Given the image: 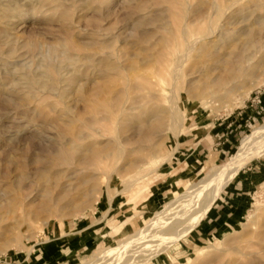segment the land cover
Wrapping results in <instances>:
<instances>
[{
    "label": "rangeland",
    "instance_id": "obj_1",
    "mask_svg": "<svg viewBox=\"0 0 264 264\" xmlns=\"http://www.w3.org/2000/svg\"><path fill=\"white\" fill-rule=\"evenodd\" d=\"M10 1L20 13L6 14L10 17L0 15V180L6 170L17 174L15 166L29 164L35 157L52 155L61 126L67 123L62 111L73 103V95H82L84 87L93 85L92 80L100 71H110V66L115 65L129 69L134 65L128 70L131 85L140 86L136 90L132 87V94L144 95L142 81L151 79L156 69L152 53L161 49L163 35L171 38V34L162 33L160 22L133 29L136 7L152 0H128L129 3L127 0ZM190 2L197 4L196 0ZM162 7L154 6V10ZM162 15L164 23L177 25L170 13ZM224 21L225 15H222L216 24ZM104 43L110 47L99 49ZM65 46L69 48L67 56L77 61L71 68L64 60ZM50 47L54 50L49 53ZM193 59L196 62L191 57L184 63L185 71L192 68ZM50 65L62 75L71 69L66 77L72 73L79 76L78 92H72L69 77L60 85L49 81L48 75L54 71L49 69ZM28 75L34 77L35 84H28ZM260 81L264 82V77ZM122 88L120 85L117 90ZM247 88L233 92L237 104L241 92ZM180 90L187 96L186 82ZM249 94L234 109L221 103L219 110L184 97L181 103L187 119L178 134L168 126L155 138L154 148L136 151L128 158H111V164L104 166L110 171L107 191L102 184L96 196L55 214L41 213L20 230L11 226L14 219H0V264H84L91 254L113 247L149 225L158 212H165L162 208L170 201L216 169L231 164L244 138L264 126V83ZM79 107L83 110L84 104L78 102V111ZM64 135L66 142L68 136ZM112 135L106 133V138ZM186 139L190 140L188 144L184 142ZM84 154L76 152L75 161ZM208 161L212 163L200 171ZM28 166V172L35 171L31 168L36 164ZM154 168H157L156 174L148 177ZM50 170L52 175L58 168L53 166ZM241 170L250 172L251 182L233 189V179ZM239 171L192 231L165 251L155 256L148 253L144 257L147 259L135 264H264V243L259 247L258 238L254 237L264 229V153L248 161ZM65 174L69 175L67 170ZM68 179L69 176H63L62 181ZM28 182L21 183L25 193L29 192ZM74 182L77 186L78 181ZM75 192L77 189L72 191ZM218 208L221 213L213 216ZM235 208L238 213L228 218L225 214L231 216ZM176 229L175 226L172 230L176 232ZM251 250L257 255H251Z\"/></svg>",
    "mask_w": 264,
    "mask_h": 264
},
{
    "label": "bare ground",
    "instance_id": "obj_2",
    "mask_svg": "<svg viewBox=\"0 0 264 264\" xmlns=\"http://www.w3.org/2000/svg\"><path fill=\"white\" fill-rule=\"evenodd\" d=\"M6 2L2 0L0 3V15H13L20 11L14 2ZM191 2L152 0L151 3L148 1L136 7L132 21L134 30H139L145 24L160 22L158 26L162 33L171 34V38L159 34L163 35L160 38L161 49L158 48L151 56L156 69L151 79L141 80L146 93L142 96L132 94V87L136 90L140 86L131 85L133 81L131 82L128 70L134 65L129 69L127 66H110L109 63L111 72L100 71L93 78V85L90 88L84 87L82 95H73V103L62 111V116H67V123L61 126L63 129L52 155L30 160V165L36 164V167L31 168L35 170L33 172H28L27 162L19 167L15 166L19 171L17 174H13L12 170L3 172L0 180V219H14L11 226L20 230L22 226L35 221L41 213L55 214L73 207L76 203H82L83 199L96 196L102 184L107 191L110 171L104 166L111 158H128L136 151L154 148L155 138L162 135L168 126L178 134L187 119L181 103L184 97L201 101L205 107L219 110L222 103L234 109L235 105L241 104L250 95L253 88L264 83L260 81L264 77V0H196L195 5ZM154 6L163 7L154 10ZM164 12L170 13L177 20V25L164 23ZM222 15H225L224 23L216 24ZM239 25L240 27H236ZM240 39L243 42L238 43ZM105 47L110 45L104 43L99 49ZM68 49L65 46L63 53L64 60L69 65L67 67H70L77 61L67 56ZM52 50L54 47H50L48 52ZM191 57H195L196 62L193 59L195 63H191L192 68L185 71L183 65ZM49 69L54 71L47 74L48 80L57 84L64 82L69 77L66 75L71 72V69H67V73L62 75L52 65ZM216 72H219L218 75H215ZM78 77L75 73L69 77L72 92H78ZM26 79L29 85L35 84L34 77L28 75ZM185 82L187 96L180 92ZM249 84L251 85L247 88ZM120 85L123 88L118 91ZM241 88L247 89L241 92L237 104V99L232 94ZM78 102L84 104L81 111L80 107L77 110ZM65 133L68 136L66 142ZM106 133L113 135L107 139ZM81 151L85 154L75 161L76 152ZM262 153L264 126L244 138L240 152L235 155L237 157L233 158L231 164L216 169L209 177L200 180L186 193L170 201L162 208L164 213L158 212L149 225L128 239L91 254L84 264H135L147 259L144 257L148 253H154L151 255L155 256L165 251L194 229L238 170ZM63 165L66 167L61 168ZM53 166L58 170L51 175L50 169ZM66 170L69 175L65 174ZM63 176H69V179L62 181ZM74 180L78 181L77 186ZM25 181L30 184L28 193H25L21 185ZM75 189L77 192L72 193ZM112 200L110 197L109 201ZM175 226L176 232L172 230ZM254 237L258 238V245L262 247L264 229L257 231ZM250 254L257 255V252L251 250Z\"/></svg>",
    "mask_w": 264,
    "mask_h": 264
},
{
    "label": "crops",
    "instance_id": "obj_3",
    "mask_svg": "<svg viewBox=\"0 0 264 264\" xmlns=\"http://www.w3.org/2000/svg\"><path fill=\"white\" fill-rule=\"evenodd\" d=\"M191 135V134H190ZM186 144H188L189 142H190V140L189 141H187V139L184 141ZM179 144L181 143L180 141L178 142ZM191 154V153H190ZM190 157V156H189ZM188 159V158H187ZM212 162L211 161H208L207 163H206V165L203 167V168H201V170L200 171H203V169H205L207 166H209L210 164H211ZM156 170H157V168H154V170H152V171H149L148 172V174H147V176L149 177V176H151V175H155L156 174ZM199 171V172H200ZM239 171V170H238ZM242 171V170H241ZM198 172V173H199ZM238 173V172H237ZM158 175V174H157ZM250 178V172H245V173H243V171L242 172H240L239 171V174H237L235 177H234V179H233V183L231 184V186H232V188L233 189H236V187H239V186H243V187H245L246 186V184L247 183H250L251 181L250 180H248ZM237 209L238 208H235V209H233V211H232V214H231V216H229V215H227V214H225L228 218L230 217H232V215H234V213H238V211H237ZM223 212H225V211H223ZM221 213V210L218 208V209H216L215 211H214V213H213V216H217V215H219ZM59 246L60 245H57V248H59Z\"/></svg>",
    "mask_w": 264,
    "mask_h": 264
}]
</instances>
